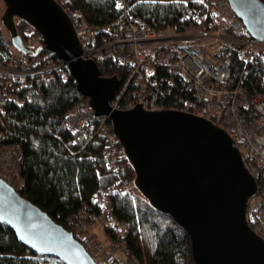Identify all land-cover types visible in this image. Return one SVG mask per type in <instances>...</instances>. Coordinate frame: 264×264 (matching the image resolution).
<instances>
[{"label":"water","instance_id":"1","mask_svg":"<svg viewBox=\"0 0 264 264\" xmlns=\"http://www.w3.org/2000/svg\"><path fill=\"white\" fill-rule=\"evenodd\" d=\"M254 40H264V2L227 0ZM0 25L20 53L25 46L14 18L38 34L41 48L65 63L75 91L94 118L106 117L131 165V186L188 235L192 264H264V239L245 221L248 199L257 191L228 134L206 117L174 109L111 110L120 81L101 76L93 59L82 58L74 27L55 0H2ZM0 223L29 251L62 264H96L72 233L0 178Z\"/></svg>","mask_w":264,"mask_h":264},{"label":"trees","instance_id":"2","mask_svg":"<svg viewBox=\"0 0 264 264\" xmlns=\"http://www.w3.org/2000/svg\"><path fill=\"white\" fill-rule=\"evenodd\" d=\"M55 1L74 29L83 25L91 29L93 39L83 43L82 49H93L90 56L100 75L115 76L120 87H124L129 76L104 46L114 35L115 22L121 14L116 0ZM124 3L127 15L141 19L155 31H182L185 25L193 22L189 15L194 13H197L196 22L208 21L205 0H124ZM211 14L217 17L214 9ZM14 26L24 45L39 49L36 57L42 60V65L50 61L59 65L49 74L26 76L23 80L29 81V85L25 86L20 80L12 81L10 73L0 71V80L11 82L1 104L6 122L1 126V143L20 146L17 178L22 184L16 189L18 195L65 228V221L78 215L81 208L88 214H99L101 194L107 186L117 182V187L123 188L124 193L116 190L110 195V202L113 217L125 227L122 240L129 252L130 264H192L187 233L170 216L153 209L132 188L133 170L120 146L117 144L115 166L110 170L105 164L102 139H89L82 130L75 132L66 126V110L75 103L87 106L85 98L75 91V81L65 65L41 48L38 34L20 19L14 18ZM237 36L250 37L243 27ZM22 57L35 56L16 51L0 25V63L14 65L15 60ZM226 57L233 74L237 75L240 61L231 51L226 52ZM248 67L249 75L245 81L249 91L264 93V86L262 90L254 78V74L259 73L264 85V62ZM12 95H19L21 101L15 103ZM187 96L184 88L175 85L174 96L169 97L166 107L179 109ZM209 120L216 124L214 119ZM255 182L260 190L257 178ZM247 224L252 228L249 222ZM93 227L94 224L92 231L97 237ZM101 233L103 235L105 231L101 230ZM48 260L62 264L56 258L29 251L7 226L0 223V264H48Z\"/></svg>","mask_w":264,"mask_h":264},{"label":"built area","instance_id":"3","mask_svg":"<svg viewBox=\"0 0 264 264\" xmlns=\"http://www.w3.org/2000/svg\"><path fill=\"white\" fill-rule=\"evenodd\" d=\"M205 3L206 23L196 22L197 13H194L189 15L193 22L182 31L164 32L152 30L141 19L127 15L124 0H116L121 14L115 22L114 35L104 46L119 61L129 82L109 106L111 110H129L138 104L145 110L165 109L169 97L174 96L175 85L184 88L188 96L179 110L214 119L237 147L248 173L260 182L261 189L257 187L247 201L244 217L251 224V230L264 239V93L249 91L245 81L248 66L264 62V40L237 36L242 24L233 15L227 0H205ZM211 9L217 17L211 14ZM75 32L84 42L93 39L91 29L85 25ZM92 51L85 49L82 57L90 56ZM229 51L240 61L237 75L233 74L226 57ZM58 66L53 61L44 65H32L31 61L22 68L27 67L28 74L41 75L49 74ZM254 78L263 90V78L259 73ZM8 91L6 85L0 88V100ZM13 100L18 103L20 99L15 96ZM1 103L0 178L16 191L22 184L17 178L20 146L1 143V126L6 124ZM93 118L91 110L78 103L72 104L65 113L70 130H82L89 139H102L105 164L113 170L118 141L105 117L96 121ZM116 190L124 193L114 182L101 194L99 214H88L81 208L78 215L65 221V228L96 264H130L129 252L122 240L125 227L112 214L110 195ZM93 224L105 231L104 240L96 237Z\"/></svg>","mask_w":264,"mask_h":264},{"label":"bare ground","instance_id":"4","mask_svg":"<svg viewBox=\"0 0 264 264\" xmlns=\"http://www.w3.org/2000/svg\"><path fill=\"white\" fill-rule=\"evenodd\" d=\"M74 30H76V29H74ZM75 34H76V32H75ZM77 36V35H76ZM77 38H78V40L80 41V43H85L81 38H79L78 36H77ZM82 44H81V47H82ZM26 46V45H25ZM32 49H35L34 47H32ZM82 52H83V49H82ZM25 53H31V54H33L32 53V51H27V52H25ZM25 53H23V54H25ZM34 55V54H33ZM36 55H38V52L34 55L35 57H30V58H27V57H22V58H20V59H16L15 60V62H14V65H10V66H5V65H2L1 63H0V71H4V72H7L8 74L10 73V75H12L13 76V78L11 79L12 81H18V80H20V81H22V85H29V81H24L23 79H25V77L26 76H28V75H32V74H35V73H30V74H28V72H26L27 71V67H25V68H22L24 65H27V64H29L31 61H32V65H42V60L41 59H39V57H36ZM81 55H82V53H81ZM83 58V57H82ZM85 58H87V59H92L91 58V56H85ZM60 61V63H62V64H64L65 65V63L63 62V61H61V60H59ZM44 65V64H43ZM39 74V73H38ZM20 78V79H19ZM4 85H6V86H8V89H10V85H11V82L10 81H8V80H0V88L2 87V86H4ZM125 87V86H124ZM123 88V87H122ZM120 86H119V89H118V91L115 93V96L112 98L113 100L114 99H116V98H119V91L122 89ZM12 97H13V99L15 98V95H12ZM17 97H19V95H17ZM19 101H21V98L19 97ZM112 99L110 100V101H112ZM2 103H4V101H5V99H3V98H1V100H0ZM109 101V102H110ZM1 103V104H2ZM81 105V104H80ZM81 106H83V105H81ZM83 107H87L88 108V106H83ZM89 109V108H88ZM165 109H168V108H165ZM159 110H161V109H159ZM174 110H179V109H174ZM150 111H154V110H150ZM92 112V111H91ZM93 116V115H92ZM101 118H103V117H97V118H93L92 119V121H96V120H98V119H101ZM106 118V117H105ZM107 119V118H106ZM107 121H108V119H107ZM109 122V121H108ZM66 126L69 128V129H71L67 124H66ZM77 130H75V132H76Z\"/></svg>","mask_w":264,"mask_h":264},{"label":"rangeland","instance_id":"5","mask_svg":"<svg viewBox=\"0 0 264 264\" xmlns=\"http://www.w3.org/2000/svg\"><path fill=\"white\" fill-rule=\"evenodd\" d=\"M261 1L264 2V0H261ZM3 10H4V4H3L2 0H0V16L3 13ZM2 56L5 57L4 54H2ZM83 58H85V57H83ZM93 228L95 230V233H97L98 239L101 241L104 240V236L102 235L101 230L99 229L100 227L97 226L96 224H94ZM104 245H105V243H104ZM48 264H56V263L53 260H48Z\"/></svg>","mask_w":264,"mask_h":264}]
</instances>
